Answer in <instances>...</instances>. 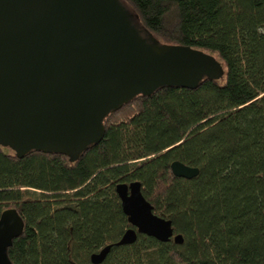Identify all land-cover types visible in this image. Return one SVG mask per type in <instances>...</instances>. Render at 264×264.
I'll use <instances>...</instances> for the list:
<instances>
[{"label":"trees","instance_id":"trees-1","mask_svg":"<svg viewBox=\"0 0 264 264\" xmlns=\"http://www.w3.org/2000/svg\"><path fill=\"white\" fill-rule=\"evenodd\" d=\"M161 44L213 56L224 74L194 89L162 87L110 113L104 137L70 162L0 146V215L24 223L12 264H264V0H118ZM197 168L175 177L172 162ZM138 182L172 239L138 235L115 192Z\"/></svg>","mask_w":264,"mask_h":264},{"label":"water","instance_id":"water-1","mask_svg":"<svg viewBox=\"0 0 264 264\" xmlns=\"http://www.w3.org/2000/svg\"><path fill=\"white\" fill-rule=\"evenodd\" d=\"M131 19L118 0H0V146L18 159L42 152L73 162L101 142L106 117L137 96L223 77L213 56L161 44ZM170 169L187 180L199 174L177 161ZM115 192L132 227L116 246L134 244L139 234L183 243L138 182L117 184ZM23 228L15 209L1 213L0 264H12L7 250ZM110 248L90 262L101 264Z\"/></svg>","mask_w":264,"mask_h":264}]
</instances>
